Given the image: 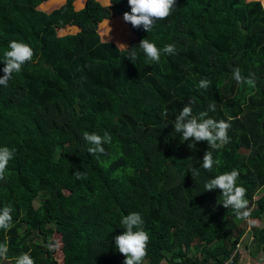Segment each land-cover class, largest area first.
Wrapping results in <instances>:
<instances>
[{"label":"trees","instance_id":"trees-1","mask_svg":"<svg viewBox=\"0 0 264 264\" xmlns=\"http://www.w3.org/2000/svg\"><path fill=\"white\" fill-rule=\"evenodd\" d=\"M42 2L0 0V61L13 40L34 52L0 85V147L15 150L0 180V208L10 205L13 217L11 229L0 230L9 249L0 263L30 252L35 264H124L114 237L124 231L121 218L138 212L150 237L142 264H237L241 220L252 223L243 245L264 264V191L256 197L264 189V4L176 0L146 32L124 22L127 0H84L79 9L65 0L48 13L37 9ZM107 24L110 32L125 25L127 49L102 40ZM146 38L160 49L174 44L177 54L148 61L138 46ZM236 67L255 74L254 88L232 78ZM202 78L207 89L198 87ZM193 98V116L215 104L209 117L231 123L230 143L213 149L174 131ZM105 131L112 142L98 159L83 134ZM206 151L221 161L211 171L200 167ZM234 168L247 189V219L221 205L219 189H204ZM194 241L197 258L189 253Z\"/></svg>","mask_w":264,"mask_h":264},{"label":"clouds","instance_id":"clouds-1","mask_svg":"<svg viewBox=\"0 0 264 264\" xmlns=\"http://www.w3.org/2000/svg\"><path fill=\"white\" fill-rule=\"evenodd\" d=\"M130 12L123 14L125 23H130L133 28L143 27L146 32H151L157 20H164L169 17L172 10L175 8L176 0H127ZM127 49L123 44L119 45ZM139 48L148 61L159 63L161 54L176 55L174 44H166L163 49L150 42L147 38L142 39L139 43ZM8 49L3 53V60L0 61L4 65L3 76L0 77V85H5L14 73H19L22 66L33 59L34 52L30 45L22 41H10ZM128 60L135 61L137 53L131 51ZM232 78L238 84H246L249 87H255V74L249 73L248 77L241 74L239 67L232 71ZM211 85L208 78H202L199 81L200 89H207ZM195 103V98L189 100L179 115L175 117L174 131L182 134L184 141L194 139L195 142L206 141L210 148L216 149L220 146L230 143L228 130L231 128V123L221 119L219 121L210 118L209 112H214L215 104H210L207 111H201L199 116L192 115V105ZM166 114V113H165ZM229 121L232 119L228 118ZM83 140L91 145L88 148L90 155L105 154L104 144L112 142V136L105 131L103 136L96 133L85 132ZM15 150L8 147H0V180H3L6 168L9 161L14 158ZM221 161L214 159L210 151H206L200 167L207 171H211L214 165H219ZM195 174V169H192ZM76 179H87L84 172L76 171L74 173ZM240 176L238 169L225 171L222 174H217L213 178L205 181V191L211 192L219 189L222 197V206L226 209L231 208L233 214L238 219H247L250 217L249 202L245 198L247 189L237 185V180ZM12 208L10 205H5L0 208V230H10L13 226V217L11 215ZM123 233L114 237L115 247L125 257L124 264H142V261L147 256V246L150 240L149 234L145 231L143 225L144 220L138 212H130L123 216L120 221ZM51 248L52 246L49 245ZM236 249V248H235ZM238 249V247H237ZM7 243H0V260L8 259ZM233 255V254H232ZM230 260V259H229ZM15 264H35L30 252H24L15 257Z\"/></svg>","mask_w":264,"mask_h":264},{"label":"rangeland","instance_id":"rangeland-1","mask_svg":"<svg viewBox=\"0 0 264 264\" xmlns=\"http://www.w3.org/2000/svg\"><path fill=\"white\" fill-rule=\"evenodd\" d=\"M64 1L65 0H44V2H42L37 7V9L40 11H43L45 13H48L51 10L58 8L60 5H62L64 3ZM96 1H99L102 4H108V0H96ZM247 1H258L260 4H264V0H247ZM83 2H84V0H73L72 5H73L74 9H79L80 7H82ZM102 26H103V24L98 26V28H101ZM111 30L112 31L110 32V28H109L108 24L106 27H103L101 29L102 33L100 34V36H101L102 40H104V41L112 40L114 43L120 42L119 45L123 44V45L127 46V42L129 41V37H130V32L128 30H126L125 25H124V28H122L121 26H116L115 29H111ZM117 31H119V33ZM109 32H110V36H108ZM114 34H115V37H114ZM107 36L109 37V39L107 38ZM116 36L118 37V39H116L117 38ZM121 41H123V42H121ZM120 48H122V47H120ZM263 191H264V189L262 188L256 194V197L260 196L263 193ZM230 225L234 226V224H229V227H230ZM243 227L245 228V231L239 240L238 249L236 248L233 251V255L237 256V258H236L237 264H262V260H261L262 254L259 253L255 249H253L252 252L249 253V251L243 245L244 244L243 242H245V243H247V245H249V242L251 241L250 236L247 234L248 233L247 230L249 229V227H252V223L249 220L239 221L237 228H243ZM230 230H233V228L230 227ZM228 235L232 238L233 236L236 235V230L235 231H229ZM226 239H227V237H226ZM50 241H51V246H52L51 249L53 251V254L56 252L57 254L55 255V257L60 256L59 249H60L61 243L59 240V235L56 233H53L50 236ZM225 244H227V243L225 242ZM197 245H198V242L194 241L190 247V250H189L190 251L189 253L192 254L196 258L198 257ZM0 264H10V263L9 262H2Z\"/></svg>","mask_w":264,"mask_h":264},{"label":"built area","instance_id":"built-area-1","mask_svg":"<svg viewBox=\"0 0 264 264\" xmlns=\"http://www.w3.org/2000/svg\"><path fill=\"white\" fill-rule=\"evenodd\" d=\"M230 262V261H229ZM228 262H225V264H227Z\"/></svg>","mask_w":264,"mask_h":264}]
</instances>
